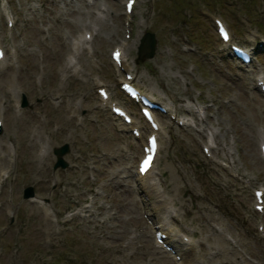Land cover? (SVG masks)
<instances>
[{
  "label": "rangeland",
  "instance_id": "obj_1",
  "mask_svg": "<svg viewBox=\"0 0 264 264\" xmlns=\"http://www.w3.org/2000/svg\"><path fill=\"white\" fill-rule=\"evenodd\" d=\"M124 1L0 0V264H176L156 247L149 221L163 224L181 262L264 264V208L254 210L252 195L264 190V0H136L130 14ZM214 18L251 50L248 66L219 40ZM83 30L87 47L73 48ZM145 32L156 50L135 63ZM116 46L132 82L167 109L156 116L163 128L145 185L134 168L149 128L119 91ZM98 87L131 112L137 138ZM58 102L73 105V120ZM40 144L48 153L38 162ZM59 146L67 167L53 169ZM197 208L209 223L191 221ZM188 228L199 260L183 251Z\"/></svg>",
  "mask_w": 264,
  "mask_h": 264
},
{
  "label": "bare ground",
  "instance_id": "obj_2",
  "mask_svg": "<svg viewBox=\"0 0 264 264\" xmlns=\"http://www.w3.org/2000/svg\"><path fill=\"white\" fill-rule=\"evenodd\" d=\"M56 56H57V53L55 52V51H53V52H49L48 51V58H50V59H53V60H55V58H56ZM4 57H5V59H6V56L4 55ZM124 58V56L122 57V59ZM4 59V60H5ZM122 68L124 67V69H129V67H128V65H126L125 63H124V60L123 61H121V65H120ZM64 70H67V68L65 67L64 68ZM133 72H135V71H133ZM150 95V94H149ZM69 107H71V106H69ZM56 110H58L59 112H64V114H66V109H64V107L62 106V105H60V106H58V107H56L55 108ZM69 120H72V119H69ZM158 125L160 126V128L162 127V125L158 122ZM160 128H159V130H160ZM158 130V131H159ZM162 130V129H161ZM157 131V135L159 136V132ZM151 132H153V131H151ZM156 134V133H155ZM32 146L33 145H29V146H27V148L28 149H32ZM17 148V147H16ZM9 148L7 147V150H8ZM158 149H159V147H158ZM24 153V158L26 157V154H27V152H23ZM47 153L48 152H45V154H44V156H43V158H45L46 156H47ZM11 155V154H10ZM40 156V155H39ZM157 156V155H156ZM9 157H11V156H9ZM33 157L35 158L34 160H36V158H37V160L36 161H38L39 162V157H38V154H37V152L35 151V152H33ZM26 159V158H25ZM6 160H9L10 161V159H6ZM155 162H156V157L154 158V160H153V162H152V166L150 167V169L145 173V175L143 176V177H141V176H138L140 179H146L150 174H152L153 173V168H154V164H155ZM154 184H156V183H150L149 182V185L150 186H153ZM150 190V189H149ZM182 193H183V191H182ZM167 203H169V202H171L172 200H169L168 198H166V197H164L163 198ZM174 202H175V200H173ZM174 204V203H173ZM172 204V205H173ZM182 207L183 208H186V204L185 203H183L182 204ZM203 210H204V208H197V211L199 212V214H198V216H195V215H192L191 214V221L192 222H194L195 220L197 221V223L198 222H200V221H204V222H206V224L207 223H209L208 222V220L205 218V216L203 215ZM186 216V215H185ZM179 221H181V224L183 225V228H186L185 226H184V219H181V220H179ZM186 232H188L189 234H188V242H183V243H185V245H184V253L186 252H188L189 250H191L190 252L192 253V254H194V255H196L197 256V260H199V258L201 257V251H199V250H195V248H197V245H196V242L194 241V239L192 238V236H193V230H191V229H186ZM220 236H221V234H220ZM52 241H54V239H50L49 240V243H51ZM160 251V250H159ZM218 251H220V249H217V252ZM182 254H183V252H182ZM190 264V263H186L185 261L183 262V264ZM197 263H198V261H197ZM179 264H182L181 262L179 263ZM199 264H204V261H203V259H201L200 258V263Z\"/></svg>",
  "mask_w": 264,
  "mask_h": 264
},
{
  "label": "water",
  "instance_id": "obj_3",
  "mask_svg": "<svg viewBox=\"0 0 264 264\" xmlns=\"http://www.w3.org/2000/svg\"><path fill=\"white\" fill-rule=\"evenodd\" d=\"M156 50V40L154 34L151 32H146L138 48L137 59L136 61H143L144 59H149L153 57L154 51ZM67 148L66 146L61 147L56 150L59 156L65 154ZM62 163V164H60ZM56 166L65 167L66 164L59 158Z\"/></svg>",
  "mask_w": 264,
  "mask_h": 264
},
{
  "label": "snow or ice",
  "instance_id": "obj_4",
  "mask_svg": "<svg viewBox=\"0 0 264 264\" xmlns=\"http://www.w3.org/2000/svg\"><path fill=\"white\" fill-rule=\"evenodd\" d=\"M119 56V53H117V57ZM151 162V157H149L148 159H146L143 163V166L141 168V171H146L148 166L150 165Z\"/></svg>",
  "mask_w": 264,
  "mask_h": 264
}]
</instances>
